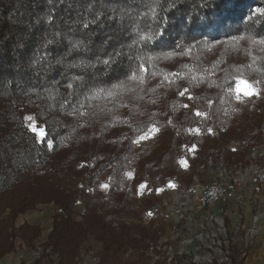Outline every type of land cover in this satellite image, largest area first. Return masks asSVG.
<instances>
[{"label":"trees","instance_id":"16d2710c","mask_svg":"<svg viewBox=\"0 0 264 264\" xmlns=\"http://www.w3.org/2000/svg\"><path fill=\"white\" fill-rule=\"evenodd\" d=\"M238 79L260 94L239 116ZM151 127L169 132L168 148L141 161L133 141ZM209 129L224 143L211 158L232 139L264 144V0H0V262L43 233L21 216L54 206L50 264H76L89 237L102 264H135L123 253L146 249L148 230L123 221L140 218L127 173L173 175L178 148L208 154Z\"/></svg>","mask_w":264,"mask_h":264},{"label":"rangeland","instance_id":"374dc122","mask_svg":"<svg viewBox=\"0 0 264 264\" xmlns=\"http://www.w3.org/2000/svg\"><path fill=\"white\" fill-rule=\"evenodd\" d=\"M244 44L246 47L251 43ZM216 54V50L212 49L209 56ZM242 62L244 60L239 58V63ZM233 93L238 101L237 111L240 110L238 116L249 113L243 107L244 101L260 97L256 84L246 79H238ZM179 96L182 97L183 106L193 111L192 97L188 95L186 87L180 89ZM26 118L30 128L41 139L44 133L40 122L32 114H27ZM193 128L194 133H200L199 128ZM169 138V132L151 127L133 141L135 154L141 161L158 159L166 152ZM230 143L226 158H211L210 152L214 154L212 149H222L224 143L209 129L204 140L207 150H210L208 154L202 156L197 153L195 145L191 148H178L175 153L178 166L173 175L168 177L153 173L148 178H142L133 163L126 175L128 184L125 190L130 189L140 218L127 217L123 221L127 225H139L148 230V236L144 240L148 247H139L138 250L135 247L128 248L123 253V258L132 260L135 264H264V144L252 147L244 140L234 139ZM211 162L214 166H211ZM218 164L234 170L242 169L247 179L241 188L232 187V196L225 203L212 205L207 209L198 196L192 194L194 190L191 187L196 179L205 186L209 185L215 177L211 169H218ZM77 180L81 187L85 186L82 176ZM155 180H160L163 186L157 188L153 182ZM105 191L106 187L103 188V192ZM187 193L191 194L192 201L184 204V200L178 197ZM83 207L81 201L76 207L77 218ZM158 207L166 213L162 218L156 210ZM54 208L39 207L35 210V216L29 220L30 223L37 222L43 231L35 242V247H42L41 244L47 241L55 214ZM146 211L147 216L144 218ZM21 221L22 218L19 222ZM115 223L119 225V219H115ZM253 229L258 231L256 236L251 235ZM137 238L140 239L139 236ZM230 240L233 242L232 247L228 246ZM22 244L21 240H16L15 252L3 258L0 263L50 264L44 256L40 263L33 261L35 250L25 244L24 248ZM150 246L157 250H152ZM102 253L103 244L89 237L83 241L75 262L84 264L87 261L92 264L89 256L94 254L100 259L99 264H102ZM54 258L52 260L57 264L56 256Z\"/></svg>","mask_w":264,"mask_h":264},{"label":"built area","instance_id":"2783aa9c","mask_svg":"<svg viewBox=\"0 0 264 264\" xmlns=\"http://www.w3.org/2000/svg\"><path fill=\"white\" fill-rule=\"evenodd\" d=\"M218 165H216L218 169H211L212 174L215 177L209 185L205 186L204 184L200 183V180L196 179L195 183L193 184V187H191V189L194 190L192 194L195 193L194 195L198 196L203 206L207 209H209V207L212 205H220L222 203H225V201H227L232 196V187L235 186V187L241 188V186L245 184L246 179H247L246 175L242 172V169L234 170L233 168H227L223 164H218ZM211 166H214L213 162H211ZM153 182L157 188H161L163 186V183L160 180H155ZM182 196L180 195L178 199L180 198L181 200L183 199L184 204H186V202L192 201V197L190 193L183 194ZM156 210L159 212L160 218L166 215V213L163 211L161 207L156 208ZM255 222H257V220ZM227 233L228 232L226 231V234ZM257 234H258L257 229L256 230L253 229L251 231L252 236H256ZM22 245L24 248L26 247L24 244ZM232 245H233V242L230 240L228 246L232 247ZM224 246H227V245H224ZM35 248H34L35 253L33 255V258H34L33 261L35 262H37L38 260H41V258H43L45 253L47 254L50 253L49 250L45 249L44 245L42 247L36 246ZM151 249L154 251L157 250V248L153 246L151 247ZM229 255L230 257H232L230 253ZM89 258H91V260L93 261L92 264H99L100 262V259L96 257L94 254L89 256ZM51 259H55L54 256H52ZM84 264H91V263L90 262L88 263L87 261H85Z\"/></svg>","mask_w":264,"mask_h":264},{"label":"crops","instance_id":"0c3cea01","mask_svg":"<svg viewBox=\"0 0 264 264\" xmlns=\"http://www.w3.org/2000/svg\"><path fill=\"white\" fill-rule=\"evenodd\" d=\"M35 211L34 212H29V213H27L26 215H23L21 218H22V221L20 222V223H24V222H26V223H30L29 222V220L31 219V217H34L35 216ZM36 218H38V216L36 217ZM30 224H36V225H38V223L37 222H34V223H30ZM15 255V254H14ZM7 256H10V254L9 255H7ZM7 256H5L4 258H6Z\"/></svg>","mask_w":264,"mask_h":264}]
</instances>
